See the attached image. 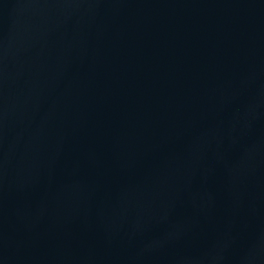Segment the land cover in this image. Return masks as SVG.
<instances>
[{"label":"water","instance_id":"1","mask_svg":"<svg viewBox=\"0 0 264 264\" xmlns=\"http://www.w3.org/2000/svg\"><path fill=\"white\" fill-rule=\"evenodd\" d=\"M0 264H264V0H0Z\"/></svg>","mask_w":264,"mask_h":264}]
</instances>
